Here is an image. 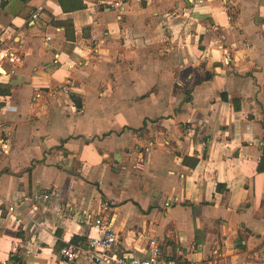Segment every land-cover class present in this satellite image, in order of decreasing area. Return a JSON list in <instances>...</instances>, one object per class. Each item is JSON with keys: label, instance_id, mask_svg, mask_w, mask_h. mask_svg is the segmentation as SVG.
I'll use <instances>...</instances> for the list:
<instances>
[{"label": "crops", "instance_id": "1", "mask_svg": "<svg viewBox=\"0 0 264 264\" xmlns=\"http://www.w3.org/2000/svg\"><path fill=\"white\" fill-rule=\"evenodd\" d=\"M0 47V264H70L58 230L94 264L89 216L119 254L264 264V0H0Z\"/></svg>", "mask_w": 264, "mask_h": 264}, {"label": "built area", "instance_id": "2", "mask_svg": "<svg viewBox=\"0 0 264 264\" xmlns=\"http://www.w3.org/2000/svg\"><path fill=\"white\" fill-rule=\"evenodd\" d=\"M142 2H149L150 0H141ZM121 2L116 3V6H120ZM33 20L39 18L38 13H34ZM9 59L10 61H16L15 57H11L3 47H0V61ZM67 91V88H62ZM4 146V145H2ZM46 200L48 197L34 195L32 200L38 201L39 199ZM174 203H178V198L172 199L166 203V207L172 206ZM10 211L14 212L15 207H10ZM87 223L99 229L102 233L101 237L91 238L89 246L92 251L89 252L88 258L94 264H185L178 258L164 256L162 252V246L157 238H151L147 242V255L145 257H136L125 254H119V236L112 228L111 223L107 224L104 218L94 219L91 216L87 218ZM76 250H82V246L70 245L63 248L61 256L63 259L73 262L76 259Z\"/></svg>", "mask_w": 264, "mask_h": 264}, {"label": "trees", "instance_id": "3", "mask_svg": "<svg viewBox=\"0 0 264 264\" xmlns=\"http://www.w3.org/2000/svg\"><path fill=\"white\" fill-rule=\"evenodd\" d=\"M21 1L27 2L28 0H21ZM10 93H11V87L9 85H5V84L0 83V97L8 96V95H10ZM258 172L264 173V147L262 148V158H261V161L259 163ZM56 235L58 237V241H57V244L54 248V251L57 254H59L61 252V249L63 247H66V245H65V243H63V241H61V232L59 230L56 232ZM82 240L83 239L81 237L74 236L71 240V244L79 246L80 244H82L81 243ZM17 264H22V263L17 262ZM70 264H72V262H70Z\"/></svg>", "mask_w": 264, "mask_h": 264}, {"label": "water", "instance_id": "4", "mask_svg": "<svg viewBox=\"0 0 264 264\" xmlns=\"http://www.w3.org/2000/svg\"><path fill=\"white\" fill-rule=\"evenodd\" d=\"M201 264H207V263H201Z\"/></svg>", "mask_w": 264, "mask_h": 264}]
</instances>
